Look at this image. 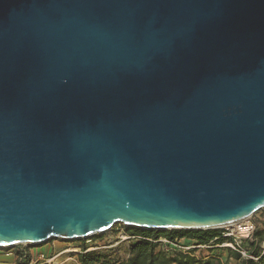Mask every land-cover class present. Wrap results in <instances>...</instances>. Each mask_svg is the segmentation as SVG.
<instances>
[{
    "label": "water",
    "instance_id": "water-1",
    "mask_svg": "<svg viewBox=\"0 0 264 264\" xmlns=\"http://www.w3.org/2000/svg\"><path fill=\"white\" fill-rule=\"evenodd\" d=\"M264 208V0H0V249Z\"/></svg>",
    "mask_w": 264,
    "mask_h": 264
},
{
    "label": "built area",
    "instance_id": "built-area-1",
    "mask_svg": "<svg viewBox=\"0 0 264 264\" xmlns=\"http://www.w3.org/2000/svg\"><path fill=\"white\" fill-rule=\"evenodd\" d=\"M245 224L246 232L243 237H236L230 229L222 228L221 237L225 242L221 246L230 252H234L242 260L252 259L256 261L257 258H254L253 255L255 227L251 217ZM142 240L156 244V250L164 252L168 256L180 251L179 247H177V240L171 242L164 238H158L157 240L143 238L140 235L127 233L123 225H116L108 231L83 240L63 241L57 239L38 247L20 244L10 249H0V253H2V256L12 260L9 264H79L78 256L89 252H111L113 256L118 255L120 261H124L130 256L129 246ZM56 242H59L60 245L55 246ZM243 242L249 245L248 249L242 246ZM197 247L202 248L205 246ZM120 248L123 249V254L119 253ZM190 249L184 248L180 252L187 253ZM260 249L263 251L264 246L260 247Z\"/></svg>",
    "mask_w": 264,
    "mask_h": 264
},
{
    "label": "trees",
    "instance_id": "trees-1",
    "mask_svg": "<svg viewBox=\"0 0 264 264\" xmlns=\"http://www.w3.org/2000/svg\"><path fill=\"white\" fill-rule=\"evenodd\" d=\"M126 232L131 235H140L143 238H151L157 240L164 238L171 242L175 240L187 239L193 241L197 246H210L222 244L224 239L217 230L206 231H141L136 229L125 228ZM255 246L253 255L257 260H242L237 254H234L237 264H264V250L260 249V242L264 240V232H256L254 235ZM157 245L147 242L138 241L129 246V258L120 261L112 257L111 252H89L78 256L79 264H212L210 261H202L197 259L191 252L182 253L175 252L172 256H168L164 252L156 250Z\"/></svg>",
    "mask_w": 264,
    "mask_h": 264
},
{
    "label": "rangeland",
    "instance_id": "rangeland-1",
    "mask_svg": "<svg viewBox=\"0 0 264 264\" xmlns=\"http://www.w3.org/2000/svg\"><path fill=\"white\" fill-rule=\"evenodd\" d=\"M251 221L254 224L255 231L253 234V238L256 232H264V208L257 211L251 216ZM217 231L222 234V228L218 229ZM225 242V241H223ZM59 242L55 243V246H59ZM260 247L264 246V240L260 242ZM245 248H249V245L244 243L242 244ZM179 250L182 251L184 248H191L188 252H191L193 256H195L197 259L202 261H210L212 264H237V260L234 258V252H230L226 249H224L221 244L219 245H210L205 246L202 248H198L197 245L193 241L187 240V239H181L178 240ZM119 253L123 254V249H119ZM0 256H2V253H0ZM115 257L114 259H118V255L112 256ZM231 258V260H229Z\"/></svg>",
    "mask_w": 264,
    "mask_h": 264
},
{
    "label": "bare ground",
    "instance_id": "bare-ground-1",
    "mask_svg": "<svg viewBox=\"0 0 264 264\" xmlns=\"http://www.w3.org/2000/svg\"><path fill=\"white\" fill-rule=\"evenodd\" d=\"M249 219L248 218H245L241 221H238L236 223H233V224H230V225H226L222 228H228L231 230V232L233 233L234 236L236 237H243L245 232H246V222L247 220Z\"/></svg>",
    "mask_w": 264,
    "mask_h": 264
},
{
    "label": "crops",
    "instance_id": "crops-1",
    "mask_svg": "<svg viewBox=\"0 0 264 264\" xmlns=\"http://www.w3.org/2000/svg\"><path fill=\"white\" fill-rule=\"evenodd\" d=\"M11 262H12V260L10 258H6L4 256H0V264H5V263L9 264Z\"/></svg>",
    "mask_w": 264,
    "mask_h": 264
}]
</instances>
